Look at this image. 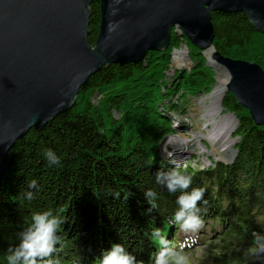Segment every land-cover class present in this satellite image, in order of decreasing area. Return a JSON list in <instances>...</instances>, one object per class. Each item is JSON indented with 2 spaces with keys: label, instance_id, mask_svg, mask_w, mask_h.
Wrapping results in <instances>:
<instances>
[{
  "label": "trees",
  "instance_id": "1",
  "mask_svg": "<svg viewBox=\"0 0 264 264\" xmlns=\"http://www.w3.org/2000/svg\"><path fill=\"white\" fill-rule=\"evenodd\" d=\"M89 13L88 43L94 47L99 4L93 3ZM211 19L215 53L264 71V36L244 15L215 13ZM180 43L187 47L192 69L178 74L171 90L164 78L169 56ZM181 51L174 54L175 65L187 63L186 50ZM205 63L197 49L172 31L165 52L148 53L139 64L102 70L79 91L70 111L43 131L31 130L16 142L7 155L0 185V264H7V249L18 243V233L31 214L48 209L65 220L54 253L60 264H96L113 243H121L138 261L151 264L157 251L153 229L182 244V230L172 219L180 193H169L154 176L160 169L174 167L159 156L161 143L172 135L170 121L159 108L173 92L182 102L206 96L214 75ZM221 108L236 120L234 161L202 171L189 164L179 166L192 176L191 187L205 189L197 205L203 229L193 243L214 241L222 263L258 264L246 250L252 246L253 232L264 233V126H256L230 93L223 97ZM45 149L60 157L59 165L49 166ZM33 179L35 198L22 200L20 191L29 190L27 184ZM148 189L157 193L150 212L144 197ZM190 245L185 244L183 251Z\"/></svg>",
  "mask_w": 264,
  "mask_h": 264
},
{
  "label": "water",
  "instance_id": "2",
  "mask_svg": "<svg viewBox=\"0 0 264 264\" xmlns=\"http://www.w3.org/2000/svg\"><path fill=\"white\" fill-rule=\"evenodd\" d=\"M93 3L99 27L91 47ZM215 13L242 14L264 36V0H0V185L15 143L70 111L102 70L165 52L172 31L202 54L213 50ZM212 58L228 75L226 94L264 126V71L215 52Z\"/></svg>",
  "mask_w": 264,
  "mask_h": 264
},
{
  "label": "clouds",
  "instance_id": "3",
  "mask_svg": "<svg viewBox=\"0 0 264 264\" xmlns=\"http://www.w3.org/2000/svg\"><path fill=\"white\" fill-rule=\"evenodd\" d=\"M44 158L49 166L59 165L60 157L51 149L44 150ZM155 181L163 186L169 193L179 191L176 198L177 208L174 212L173 222L184 232H197L203 225L199 215L201 209L197 206L203 199L205 189L191 187L192 176L181 171L179 166L168 170L160 169L155 174ZM29 190L20 191V198L32 201L35 194L31 189L37 188V181L31 180L27 184ZM191 188V191H188ZM117 197L119 193H116ZM144 197L151 206L149 212L155 207L157 193L151 189L144 192ZM206 203V202H205ZM65 220L53 210L34 211L26 226L18 233V243L10 246L6 252L7 264H60L57 245L60 242L58 233L62 230ZM252 246L246 254L254 257L258 264H264V233L253 232ZM151 237L157 244L151 264H187L184 254V245H176L166 239L160 229H153ZM96 264H144L138 261L121 243H113L110 248L103 250L96 258Z\"/></svg>",
  "mask_w": 264,
  "mask_h": 264
},
{
  "label": "rangeland",
  "instance_id": "4",
  "mask_svg": "<svg viewBox=\"0 0 264 264\" xmlns=\"http://www.w3.org/2000/svg\"><path fill=\"white\" fill-rule=\"evenodd\" d=\"M177 47L178 48L176 50H173V52L169 56V69L166 72L164 78L166 86L171 90H174L177 75L180 73H188L192 69L191 58L189 57L187 47L181 43ZM185 50V60H187V63H183L182 66L175 65L173 61V54L177 53L178 51H181V53L183 54ZM201 55L205 59L206 65L209 64L212 67L216 64L213 61L212 57L211 58L213 62L211 61L209 56L205 58L202 53ZM206 65L205 67L212 71L214 75V85L206 96H200L199 98L192 99L188 102H182V100L179 99L177 93L173 92L174 95L167 96L165 98V101L162 102L161 107H163V109L159 108L162 116L170 121L172 131V135L164 139L161 143L159 148V156L163 161L174 167L189 164L193 169L202 171L212 167L217 163L224 165L231 164L235 159L234 147H232V149L224 155V153L222 154L216 149L213 143H209L207 140V133L209 130H204L205 124L203 118L205 116V109L203 105L207 103L205 98L211 94L213 88L216 86L217 78L221 79L222 77L217 71L209 68V66L207 67ZM169 93L172 92L170 91ZM93 104H95V102H93ZM173 105H175L176 108L172 110L171 107ZM208 111H210V113L207 115V120H210V123H217L218 119L224 117L225 120L230 123V120L227 116H231L235 121V130L236 120L232 115L223 112L222 108L220 112H218L215 108L209 109ZM232 134L231 139L233 140ZM234 143L236 144V140L234 141ZM179 152H182L184 154ZM232 155L233 158L231 160L230 157ZM228 159L230 160L227 161ZM202 229L203 228H200L199 230ZM199 237L200 235L198 234V232H181L182 244L185 245L188 243H192V245L187 248L186 252H184V254L188 258L187 264H229L228 261L223 263L219 262L218 259H221V257L219 256V246H217L214 241L209 240L207 244H194L193 242L196 241V239H199Z\"/></svg>",
  "mask_w": 264,
  "mask_h": 264
},
{
  "label": "bare ground",
  "instance_id": "5",
  "mask_svg": "<svg viewBox=\"0 0 264 264\" xmlns=\"http://www.w3.org/2000/svg\"><path fill=\"white\" fill-rule=\"evenodd\" d=\"M211 51L213 54V50L209 49L206 52ZM205 52V53H206ZM204 53V54H205ZM203 54V55H204ZM212 54L209 56L211 61H212ZM174 55V54H173ZM213 62V61H212ZM212 68L219 73V75L222 77L217 78L216 80V86L213 88L211 94L205 98L206 104L203 105L204 107V124L205 128L204 130L208 131L207 133V140L209 143H213L216 149L220 153H224V155L234 147V141L231 139V134L234 130L235 126V121L232 119L231 116H227L228 119L230 120V123H228L224 118L218 119L217 123H210V120H207V115L210 113L208 111L209 109H217L218 112L221 110V100L223 96L226 94V85H227V73H225V70L221 67L218 66L217 64L213 65ZM222 114V111H221ZM207 120V121H206ZM215 120V119H214ZM182 153V152H179ZM184 154V153H182ZM181 155V154H180ZM233 155L230 157L232 160ZM228 159L227 161H229Z\"/></svg>",
  "mask_w": 264,
  "mask_h": 264
},
{
  "label": "built area",
  "instance_id": "6",
  "mask_svg": "<svg viewBox=\"0 0 264 264\" xmlns=\"http://www.w3.org/2000/svg\"><path fill=\"white\" fill-rule=\"evenodd\" d=\"M176 31H177V30H176ZM176 34H177V35H180V33H177V32H176Z\"/></svg>",
  "mask_w": 264,
  "mask_h": 264
}]
</instances>
